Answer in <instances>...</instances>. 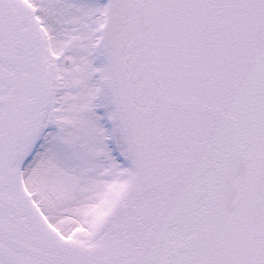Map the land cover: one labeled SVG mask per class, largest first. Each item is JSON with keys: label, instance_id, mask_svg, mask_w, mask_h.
Segmentation results:
<instances>
[{"label": "snow or ice", "instance_id": "snow-or-ice-1", "mask_svg": "<svg viewBox=\"0 0 264 264\" xmlns=\"http://www.w3.org/2000/svg\"><path fill=\"white\" fill-rule=\"evenodd\" d=\"M0 264H264V0H0Z\"/></svg>", "mask_w": 264, "mask_h": 264}]
</instances>
